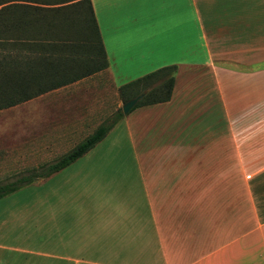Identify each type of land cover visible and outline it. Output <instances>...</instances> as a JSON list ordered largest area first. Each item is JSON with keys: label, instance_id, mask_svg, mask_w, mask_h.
Masks as SVG:
<instances>
[{"label": "crops", "instance_id": "obj_1", "mask_svg": "<svg viewBox=\"0 0 264 264\" xmlns=\"http://www.w3.org/2000/svg\"><path fill=\"white\" fill-rule=\"evenodd\" d=\"M89 3L107 67L43 94L96 86L103 101L161 67L178 69L169 100L130 110L105 136L115 147L124 123L134 165L119 166V187L106 181L121 191L105 215L77 219L94 259L68 262L264 264V0ZM97 187H88L89 206Z\"/></svg>", "mask_w": 264, "mask_h": 264}, {"label": "rangeland", "instance_id": "obj_2", "mask_svg": "<svg viewBox=\"0 0 264 264\" xmlns=\"http://www.w3.org/2000/svg\"><path fill=\"white\" fill-rule=\"evenodd\" d=\"M78 86L54 90L0 110V184L53 161L122 109L124 101L119 92L107 93L102 101L103 91L96 86L83 92ZM123 126L121 123L114 128L113 136L119 140L115 147L110 138H105L64 170L0 198V264H24L26 260L28 264H71L75 259H94L85 250L87 238L92 240L85 234V224H94L90 223V215L107 213L110 207L104 205L106 199L119 200L121 190L104 189L106 181H111L109 187L115 188L119 183V166L134 165ZM246 177L242 171L243 184ZM93 182L98 185L93 195L97 200L89 206L88 187ZM81 217L87 222L77 221ZM73 221L78 228L72 227ZM71 231L78 238L80 233L84 252L77 251L75 243H71ZM97 239L98 244H104V238ZM147 244L153 245L152 237H147ZM22 248L28 250L27 258ZM99 255L102 258L97 259H104V254Z\"/></svg>", "mask_w": 264, "mask_h": 264}, {"label": "trees", "instance_id": "obj_3", "mask_svg": "<svg viewBox=\"0 0 264 264\" xmlns=\"http://www.w3.org/2000/svg\"><path fill=\"white\" fill-rule=\"evenodd\" d=\"M107 64L89 0H0V110L101 71ZM177 69L175 64L161 67L121 85L118 92L124 102L145 93L132 110L167 101ZM122 117L119 108L53 161L1 183L0 198L74 163Z\"/></svg>", "mask_w": 264, "mask_h": 264}, {"label": "water", "instance_id": "obj_4", "mask_svg": "<svg viewBox=\"0 0 264 264\" xmlns=\"http://www.w3.org/2000/svg\"><path fill=\"white\" fill-rule=\"evenodd\" d=\"M145 93L139 94L134 98H131L122 104L123 114H128L130 110L136 105V103L143 97Z\"/></svg>", "mask_w": 264, "mask_h": 264}]
</instances>
